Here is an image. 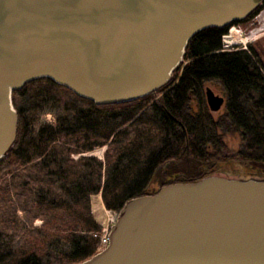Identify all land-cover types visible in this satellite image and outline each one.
I'll list each match as a JSON object with an SVG mask.
<instances>
[{"label":"trees","instance_id":"16d2710c","mask_svg":"<svg viewBox=\"0 0 264 264\" xmlns=\"http://www.w3.org/2000/svg\"><path fill=\"white\" fill-rule=\"evenodd\" d=\"M228 32L196 33L170 87L137 100L97 104L51 78L13 92L19 121L15 146L0 160V264H75L94 255L101 242L93 233L102 225L93 195L120 211L128 199L172 182L220 171L264 175V56L253 44L226 49ZM211 81L226 94L220 120L209 112ZM47 111L54 122L42 120ZM228 132L242 141L236 169L224 153ZM104 146L105 160L83 154Z\"/></svg>","mask_w":264,"mask_h":264},{"label":"water","instance_id":"95a60500","mask_svg":"<svg viewBox=\"0 0 264 264\" xmlns=\"http://www.w3.org/2000/svg\"><path fill=\"white\" fill-rule=\"evenodd\" d=\"M262 2L0 0V160L17 139L13 92L28 82L51 78L102 105L137 100L173 82L196 33ZM206 92L212 111L225 106ZM75 264H264V175L220 171L132 197L109 244Z\"/></svg>","mask_w":264,"mask_h":264},{"label":"rangeland","instance_id":"374dc122","mask_svg":"<svg viewBox=\"0 0 264 264\" xmlns=\"http://www.w3.org/2000/svg\"><path fill=\"white\" fill-rule=\"evenodd\" d=\"M257 17L258 19H256ZM252 22H255V23L253 24ZM234 26H237V27L241 26L243 28L244 35L247 37V40L245 41L247 42L246 43L247 48L249 44H253L256 47V49L260 50V52L264 56V9L259 11L257 16L254 19H252L250 22H248L247 24H236V25H233L232 27ZM229 33L230 31L228 32V34ZM223 41H224V44H226V41L224 40V38H223ZM244 46H245L244 42H239V43H234L233 45H230L229 49H232L235 47L244 48ZM206 87H211L217 94H221V95L224 94V89L222 85L216 81L208 82ZM225 111H226L225 106L222 107V109H220L219 111H212L209 108V112L215 120H220L221 118H223L225 115ZM42 120L47 121V122H54L55 121L54 112L53 111L45 112L44 114H42ZM221 132H223V130H221ZM224 140L226 143V148L224 150V153H226L228 156L227 161L230 160L228 163V166L230 165L231 168L236 169L238 167L237 158H239V152L242 148V141L240 139V136L238 134L228 132L227 134L224 135ZM106 149H107V146L97 147L93 151L83 153V154L84 155H94L100 159L105 160ZM214 149L215 148H213V150ZM78 156L79 155H75V157H78ZM233 161H234V164L231 163ZM235 162H236V165H235ZM10 177H11V174L10 173L7 174L6 178H10ZM3 180H4V177L0 176L1 188L3 186L2 185ZM14 193L15 192L13 191L12 196L14 195ZM2 198L4 197H3V193L1 192L0 201H3ZM0 206H1V202H0ZM91 209H92L93 216L100 224H102L103 222H107L110 216L112 215V212H114V210H110L105 207L101 193L92 196ZM18 213L25 221L28 220V216L22 210H19ZM43 222H44L43 218L38 217L35 219L33 225L39 227L43 224ZM29 224L31 223L29 222ZM0 228H2L1 223H0Z\"/></svg>","mask_w":264,"mask_h":264},{"label":"built area","instance_id":"2783aa9c","mask_svg":"<svg viewBox=\"0 0 264 264\" xmlns=\"http://www.w3.org/2000/svg\"><path fill=\"white\" fill-rule=\"evenodd\" d=\"M258 17L256 19H258ZM252 23L254 24L255 22H252ZM234 27L237 28L239 34L244 35V31H243V28L241 26H239V27L234 26ZM234 27H232V28H234ZM231 29H230V31H231ZM229 35H230V33L224 35V37H223L224 40L226 41V44H224V47L226 49H229L230 45H233V44H230V43L227 42V36H229ZM243 42L245 44L244 48H247V45H246L247 42H245V41H243ZM118 214H119V211L112 212V215L110 216L108 221L107 222H103L101 224L102 225V230L93 233V235L95 237H98L100 239L101 245L99 247V250L103 249L104 247H106L109 244L111 228H112V225L116 222Z\"/></svg>","mask_w":264,"mask_h":264},{"label":"bare ground","instance_id":"6f19581e","mask_svg":"<svg viewBox=\"0 0 264 264\" xmlns=\"http://www.w3.org/2000/svg\"><path fill=\"white\" fill-rule=\"evenodd\" d=\"M246 40H247V37L245 35L239 34L236 27L232 28L230 31V35L227 36V42L230 44L239 43V42H243Z\"/></svg>","mask_w":264,"mask_h":264},{"label":"flooded vegetation","instance_id":"af4514ba","mask_svg":"<svg viewBox=\"0 0 264 264\" xmlns=\"http://www.w3.org/2000/svg\"><path fill=\"white\" fill-rule=\"evenodd\" d=\"M262 4H264V0H263V2L261 3V5ZM263 10V9H262ZM258 14V13H257ZM257 14H251L250 16H248L247 18H245V19H243V20H235V21H232L231 23H230V25L228 26V30H230V28L233 26V25H236V24H247L248 22H250L252 19H254L256 16H257ZM228 166V165H227ZM230 166V165H229ZM228 166V167H229Z\"/></svg>","mask_w":264,"mask_h":264}]
</instances>
